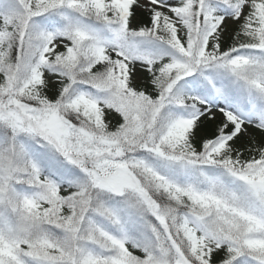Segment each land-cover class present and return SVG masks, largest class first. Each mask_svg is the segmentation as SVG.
<instances>
[{"label": "snow or ice", "instance_id": "6c2138e0", "mask_svg": "<svg viewBox=\"0 0 264 264\" xmlns=\"http://www.w3.org/2000/svg\"><path fill=\"white\" fill-rule=\"evenodd\" d=\"M0 264H264V0H0Z\"/></svg>", "mask_w": 264, "mask_h": 264}]
</instances>
